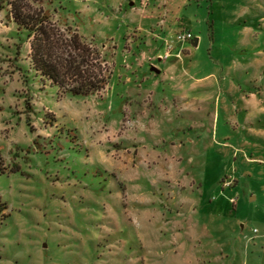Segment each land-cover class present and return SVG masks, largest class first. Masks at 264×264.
<instances>
[{
    "label": "rangeland",
    "instance_id": "1",
    "mask_svg": "<svg viewBox=\"0 0 264 264\" xmlns=\"http://www.w3.org/2000/svg\"><path fill=\"white\" fill-rule=\"evenodd\" d=\"M28 6L107 78L62 94L0 12V264H264V0Z\"/></svg>",
    "mask_w": 264,
    "mask_h": 264
},
{
    "label": "trees",
    "instance_id": "2",
    "mask_svg": "<svg viewBox=\"0 0 264 264\" xmlns=\"http://www.w3.org/2000/svg\"><path fill=\"white\" fill-rule=\"evenodd\" d=\"M29 0H0V12L27 32L32 68L62 94L94 95L106 86L107 74L98 55L77 33L47 27L41 11L33 14Z\"/></svg>",
    "mask_w": 264,
    "mask_h": 264
},
{
    "label": "built area",
    "instance_id": "3",
    "mask_svg": "<svg viewBox=\"0 0 264 264\" xmlns=\"http://www.w3.org/2000/svg\"><path fill=\"white\" fill-rule=\"evenodd\" d=\"M187 41H192V36L189 33L178 35L176 37L177 44H182V43H185Z\"/></svg>",
    "mask_w": 264,
    "mask_h": 264
},
{
    "label": "water",
    "instance_id": "4",
    "mask_svg": "<svg viewBox=\"0 0 264 264\" xmlns=\"http://www.w3.org/2000/svg\"><path fill=\"white\" fill-rule=\"evenodd\" d=\"M190 44H191V46L192 47H196L197 46V44H198V39H193L191 42H190ZM152 72H154L155 74H158L159 73V71L156 69V68H154V67H151V69H150Z\"/></svg>",
    "mask_w": 264,
    "mask_h": 264
}]
</instances>
